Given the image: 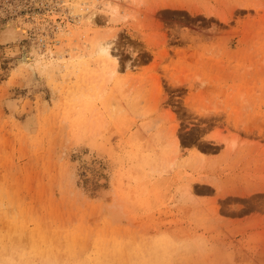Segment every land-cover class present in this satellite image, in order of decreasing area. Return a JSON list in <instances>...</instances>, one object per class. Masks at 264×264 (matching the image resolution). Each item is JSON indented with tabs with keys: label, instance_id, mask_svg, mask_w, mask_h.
Here are the masks:
<instances>
[{
	"label": "rangeland",
	"instance_id": "374dc122",
	"mask_svg": "<svg viewBox=\"0 0 264 264\" xmlns=\"http://www.w3.org/2000/svg\"><path fill=\"white\" fill-rule=\"evenodd\" d=\"M67 1L0 0V264H264V0Z\"/></svg>",
	"mask_w": 264,
	"mask_h": 264
},
{
	"label": "bare ground",
	"instance_id": "6f19581e",
	"mask_svg": "<svg viewBox=\"0 0 264 264\" xmlns=\"http://www.w3.org/2000/svg\"><path fill=\"white\" fill-rule=\"evenodd\" d=\"M69 1H67V5L68 4H73V2H75L74 5L76 7H78L77 13H78V17H79V18L78 17H76V18L80 19V22L83 21L84 23L83 22L82 23L86 24L87 26L88 25L89 26H93V25L97 24L95 13L99 9L102 12H104V14L106 15L105 18L108 21H111V20L114 21L115 16L118 15V13H117L118 12V6H117L116 3H112V1H117V0H100V1L99 0H91V3H89V1H86V0L85 1H81V2H78L76 0H69ZM70 7H71V5H70ZM73 14H76V13H73ZM106 19L104 21H107ZM9 24L7 23V25L4 28H8L10 26ZM83 27H85V26H83ZM68 28L70 30V27H68ZM77 28H79V27H77ZM84 29H85V31H87V27L84 28ZM85 31L80 29V33L81 32H85ZM67 33H69V31ZM113 36H115V35H113ZM77 38L78 39H82L80 34L77 36ZM108 40L104 39L102 41H100V40L95 41V43L92 44L93 48H91V50L89 49L90 50L89 52H90L91 56L97 55V56H100V58H106L107 60L108 59L112 60L111 61V69H110L109 73H114V72L117 71V68H118L117 64L118 63H116L117 58H115V56H113V54L109 53ZM111 40L112 39H110V41ZM82 43H83V47H87V43L85 41H83ZM50 55H51V53H50ZM71 57L72 56H70V58ZM45 61L46 62L42 63V66L44 68H47V67H49L52 64V60L51 59L45 60Z\"/></svg>",
	"mask_w": 264,
	"mask_h": 264
}]
</instances>
